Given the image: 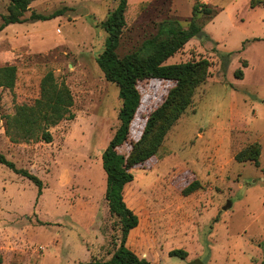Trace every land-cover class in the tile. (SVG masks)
<instances>
[{"label":"rangeland","instance_id":"374dc122","mask_svg":"<svg viewBox=\"0 0 264 264\" xmlns=\"http://www.w3.org/2000/svg\"><path fill=\"white\" fill-rule=\"evenodd\" d=\"M164 1L128 0L121 57L157 34L168 16L187 28L197 2H208L220 14L167 61L205 59L210 75L157 154L132 169L124 202L139 225L126 247L152 264H262L264 5ZM117 5L115 0H36L24 14L25 23L0 31V68L17 67L15 87L0 88V152L43 184L39 195L34 183L0 164L2 264L107 261L121 245L122 225L106 199L102 154L120 126L122 101L118 86L106 80L97 63L108 36L102 23ZM10 6V0H0V26ZM60 10L63 16L48 21L30 19L32 13L49 16ZM48 72L71 90L74 118L48 127L50 143L15 141L7 132L8 117L40 97ZM174 86L162 80L139 83L142 102L119 153L130 155L148 117ZM253 144L261 146L260 165L238 162L236 155ZM194 181L200 187L184 195ZM229 202L232 207L225 211ZM174 250L187 255L172 257Z\"/></svg>","mask_w":264,"mask_h":264},{"label":"trees","instance_id":"16d2710c","mask_svg":"<svg viewBox=\"0 0 264 264\" xmlns=\"http://www.w3.org/2000/svg\"><path fill=\"white\" fill-rule=\"evenodd\" d=\"M33 1L36 0H10V14L3 17L4 22L0 26V31L11 24L25 23L27 20L24 14ZM115 1L118 3L116 9L102 23L108 36L97 63L106 80L118 86L122 101L119 112L120 126L102 154L103 168L107 175L106 199L111 213L120 219L122 240L111 259L80 264H152L126 247L129 233L138 227L139 218L124 202V189L134 180L132 169L157 154L168 132L193 103L198 87L209 78L210 63L205 59L180 64H167V61L189 41L201 35L205 26L214 20L220 11L209 4L197 2L187 28H184L178 19L168 16L161 21L157 34L149 36L137 49L121 57L118 50L127 26L125 16L128 0ZM164 3H167V0ZM171 3L172 0H169V5ZM263 5L264 0H250L252 9ZM63 15V10L49 16L32 13L30 19L48 21ZM236 75L241 79L243 71L237 72ZM16 78V66L0 68V88L13 89ZM146 80L170 81L174 82L175 86L169 91L164 103L150 114L140 140L133 144L130 155L126 157L119 153L118 149L130 139L131 126L142 102L139 83ZM73 105L74 98L68 86L59 85L54 73L48 72L40 84V97L31 105L18 106L16 114L8 117L7 132L15 141L41 139L50 143L52 136L48 127L55 126L66 118L73 119L74 115L71 113ZM134 126L138 127V124L134 123ZM260 156L261 146L253 144L240 151L236 155V160L241 163L250 161L259 166ZM0 164L30 180L38 187L39 195L42 194L43 184L40 178L25 169L17 168L15 163L1 152ZM199 187V182L194 181L183 193L188 196ZM186 255L187 253L182 250L170 253L172 257L184 258ZM2 263L0 257V264Z\"/></svg>","mask_w":264,"mask_h":264},{"label":"water","instance_id":"95a60500","mask_svg":"<svg viewBox=\"0 0 264 264\" xmlns=\"http://www.w3.org/2000/svg\"><path fill=\"white\" fill-rule=\"evenodd\" d=\"M232 207V204L229 202L225 207L224 210H229Z\"/></svg>","mask_w":264,"mask_h":264},{"label":"crops","instance_id":"0c3cea01","mask_svg":"<svg viewBox=\"0 0 264 264\" xmlns=\"http://www.w3.org/2000/svg\"><path fill=\"white\" fill-rule=\"evenodd\" d=\"M201 3H204V2H201ZM207 3H208V2H206V3H204V4H207ZM209 5H210V4H209ZM222 10H223V9H222ZM219 14H220V13H219ZM219 14H218V15H219ZM218 15H217V16H218ZM217 16H216V17H217ZM216 17H215V18H216ZM214 20H215V19H214ZM167 63H168V62H167Z\"/></svg>","mask_w":264,"mask_h":264}]
</instances>
